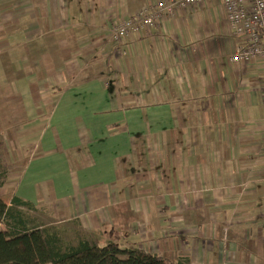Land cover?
Listing matches in <instances>:
<instances>
[{
  "label": "crops",
  "instance_id": "obj_1",
  "mask_svg": "<svg viewBox=\"0 0 264 264\" xmlns=\"http://www.w3.org/2000/svg\"><path fill=\"white\" fill-rule=\"evenodd\" d=\"M237 45L220 0H0V138L37 137L0 200L73 246L264 264V76Z\"/></svg>",
  "mask_w": 264,
  "mask_h": 264
},
{
  "label": "trees",
  "instance_id": "obj_2",
  "mask_svg": "<svg viewBox=\"0 0 264 264\" xmlns=\"http://www.w3.org/2000/svg\"><path fill=\"white\" fill-rule=\"evenodd\" d=\"M0 165V188L7 182L8 170ZM13 199L6 208L0 200V219L7 228L0 230V264H188L170 261L140 249H122L116 245L99 247L81 240L76 246L63 245L56 233L30 228L18 213L24 206Z\"/></svg>",
  "mask_w": 264,
  "mask_h": 264
},
{
  "label": "built area",
  "instance_id": "obj_3",
  "mask_svg": "<svg viewBox=\"0 0 264 264\" xmlns=\"http://www.w3.org/2000/svg\"><path fill=\"white\" fill-rule=\"evenodd\" d=\"M185 4L196 5L203 0H184ZM229 19L232 36L237 41V50L231 57L233 63L244 62L256 65L264 76V0H220ZM174 13V4L160 2L155 13L141 12L137 21L121 25L114 31L116 38L131 31L158 25L167 15Z\"/></svg>",
  "mask_w": 264,
  "mask_h": 264
},
{
  "label": "rangeland",
  "instance_id": "obj_4",
  "mask_svg": "<svg viewBox=\"0 0 264 264\" xmlns=\"http://www.w3.org/2000/svg\"><path fill=\"white\" fill-rule=\"evenodd\" d=\"M38 129V128H36ZM29 139V141H27L26 139ZM37 139V137H27V136H22L20 135H15V136H11V135H7L6 136V140H4L3 138H0V165H5L6 169L8 170V178H7V182L4 185L5 188H12L14 187L15 183L18 181V178L20 176V174L23 171L24 165L27 162V158L32 154L31 153V148L34 146V141ZM7 190L5 189V191L0 190V196L3 201H6L7 198L9 197L10 194H6ZM6 192V193H5ZM23 216L26 218L27 216V212H23ZM27 213V214H25ZM20 215V213H19ZM6 222L0 221V230H4L6 229ZM72 236H74V234L70 233V232H66L65 235L60 237L61 243L64 245H71L72 242H76L74 241V238H72ZM73 240V241H72Z\"/></svg>",
  "mask_w": 264,
  "mask_h": 264
}]
</instances>
